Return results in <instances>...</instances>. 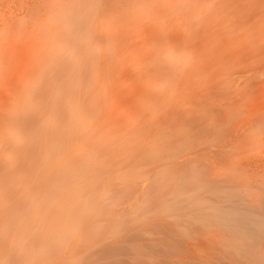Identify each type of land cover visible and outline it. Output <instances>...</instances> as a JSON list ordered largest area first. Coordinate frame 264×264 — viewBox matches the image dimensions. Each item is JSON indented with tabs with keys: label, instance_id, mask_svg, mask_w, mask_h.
Segmentation results:
<instances>
[{
	"label": "bare ground",
	"instance_id": "obj_1",
	"mask_svg": "<svg viewBox=\"0 0 264 264\" xmlns=\"http://www.w3.org/2000/svg\"><path fill=\"white\" fill-rule=\"evenodd\" d=\"M118 1L50 0L44 53L0 49V264H99L91 258L105 251L156 264L210 227L262 241L250 201L264 189L228 162L264 135L262 4L230 0L220 15L179 0L184 41L166 25L150 54L119 44L133 24L125 32L109 19ZM131 5L123 22L154 18L150 4Z\"/></svg>",
	"mask_w": 264,
	"mask_h": 264
},
{
	"label": "rangeland",
	"instance_id": "obj_2",
	"mask_svg": "<svg viewBox=\"0 0 264 264\" xmlns=\"http://www.w3.org/2000/svg\"><path fill=\"white\" fill-rule=\"evenodd\" d=\"M115 1H118V0H115ZM119 1H118L119 5L118 4L116 5L117 9L116 8L111 9V11H115V9H116V12H113V13L110 12L111 16L109 15V19H110V17H111V19L114 17L117 18V16H119V14H120V16H119L120 19L114 18L113 23L115 22L117 24L116 21H119L118 28L122 27V28H120L121 31L125 30V32L130 30V28L132 26L131 24H133V26H132L133 29L130 30L131 32L128 31V33L126 34L128 37L130 36V38H128V37L126 38L125 37L126 35H123L124 32H121L122 35H120V38H121V36H122V38L123 37L124 38L123 39L121 38V40H123V41H120L119 44L121 46L125 47L124 44L130 45L133 42V43H135L134 45L136 47H138V48L147 47L146 51L148 53L150 51V54H156V52H158L160 50V47L163 45V43L166 42V40H164V38L166 36V31H167L165 28L166 25L170 24L171 28L174 26L173 27L174 30L171 29V30H173V32H176V33H174V35H176L178 38H180L181 41L182 40L184 41L185 38L183 35V29H185V28H183L182 24H179V23L181 22V19H183L180 16L181 13H183L186 16H187V13H184L182 10H180L181 7L189 6L190 9H188V10L191 11L190 13H192V10H194L193 8H195L196 6L199 8L198 9L196 7V10L215 9L218 11V10L222 9L221 12L218 11L219 14L221 13L220 15H222L223 11H224L223 9H225L222 6L224 4L226 5V3L229 2L230 0H205V1H202L201 3L198 1L199 2V3L197 2L198 5H196L197 3H194L195 5L192 3V1H194V0H186V1L190 2L187 5H185L186 3H184V0H180V3H179V0L178 1L177 0H170V1L165 0L166 2L164 0H158V2L156 0H154L155 2L153 0H138L139 3L145 2V3H148L151 6H153L154 9L152 10V12L154 14V16H153L154 18H152L151 16L149 17L148 15L146 16V14H144L143 15L144 18L138 19L136 22L134 21V18L133 19L130 18L131 20H129V18L128 19L126 18L127 20L125 19L124 22H123V19L125 18L124 17L125 14L127 15V11H129V8L132 7L131 4H133V3L135 4V1H136V3H138L137 0H119ZM126 1H128L127 4H126ZM131 1H133V2H131ZM173 1H174V3H172ZM256 1H258V2L260 1V4H262V10H264V0H256ZM46 2L48 3V2H50V0H0V43H2V45L0 44V46H1L0 49L5 50L6 48H8L6 50H7V54H8L9 58L12 56L13 53L14 54L20 53L19 55L17 54L18 57L13 54L14 58L15 57L19 58L20 56L23 55V56H25V58L32 59L35 56L34 55L35 53H32V52H35V50H36V53H38V54H40L41 51H42V53H44L46 51L45 45L47 43V39L49 37L51 39L52 34H54L52 32V30L50 29L51 24H50V22L48 20V16H47L48 13H50V12H47L50 10V8H48V6H46L47 5ZM51 2H52V0H51ZM176 2L179 4L184 3L185 6H182V5L179 6V4H177ZM246 2H250V0H248V1L246 0ZM163 4L166 6H164ZM227 4H230L229 6H232V2L227 3ZM173 5H175L174 8L173 7L170 8ZM158 6H160L159 9H157ZM191 6H192V8H191ZM175 7H177V8H175ZM220 7H221V9H219ZM164 8L168 11L164 10ZM177 9H179L180 11ZM119 10H120V12H119ZM123 10H124V12H123ZM173 10H175V11L177 10V11L175 12ZM228 10L231 11L232 9L229 8ZM171 11H173V12H171ZM115 13H116V15H115ZM169 13L170 14L172 13V14L170 15ZM228 13H229V11H228ZM175 15H178V16H175ZM157 16H158V18H157ZM170 16L172 18H170ZM155 17L157 18V20L155 19ZM178 17H180L181 19ZM231 17H232V14H231L230 18ZM146 18L149 21L148 20L144 21V19H146ZM34 20L35 21L37 20L35 23V26L40 25L39 27H35L33 25ZM176 20H178V21H176ZM130 21H131V24H130ZM143 21L145 23H143ZM153 21H155V22L158 21V23L156 24ZM175 21L178 23H176ZM138 23H139V25H138ZM146 23H147V25H146ZM159 23H161V24L163 23L164 26H162ZM120 24H122V25L120 26ZM128 24H130L129 25L130 28H128ZM158 24H159V26H157ZM24 25H25V27H24ZM27 25H28V27H27L28 29L26 28ZM6 26H8V31L6 29L7 28ZM13 26H14V29H13V31H11L12 30L11 28H13ZM18 26H20V28ZM21 26H23V28H24V29L22 28L23 30L21 29ZM135 26L139 30L142 28V26H146L147 33L150 35H153L156 38L155 40H157V38L161 37L160 39H158L156 41V44L160 45V46H158L156 48V46H153V44L150 41H148L146 38H144L143 36L141 38H144V39L141 40V38L139 36H137L138 32H140L141 30L139 31ZM138 26H140V27H138ZM9 28H10V30H9ZM15 28L19 29V30H16ZM37 28H41V29L37 30ZM154 28H157V30ZM163 28L166 31L163 30ZM20 29L22 31V34L20 33L21 32ZM160 29H162L163 31H161ZM14 30H16V31H14ZM39 30H41V31H39ZM133 30L136 33H134ZM155 30H156V32L159 31L158 32L159 35L156 32L154 33ZM160 32H162L164 35L162 36V33L160 34ZM156 35H158V36H156ZM18 37H21L23 40H20L21 38L18 39ZM137 38L140 40V42L136 41ZM124 39H126V40H124ZM155 40H153V41L155 42ZM4 42H5V44H4ZM137 43H139V44L137 45ZM6 44H8L9 47H6ZM1 50H0V52H1ZM14 50H16V51H14ZM25 50H29V51L24 52ZM21 51H23L22 52L23 54L21 53ZM27 52H31L32 55H34V56H32L30 58L31 53L29 56V55H27ZM2 53H3V57H5L6 52L2 51L0 53V55ZM38 54H36V56ZM26 55L29 57H27ZM12 58H13V56L11 57V59ZM127 84H128V82H127ZM151 85H153V83H151ZM152 87H154V86H152ZM232 144H234V143H227L226 146H229ZM232 147H234V146H232ZM245 148H246V151L243 152L245 150ZM245 148L242 151L241 150L240 151L236 150L238 152L234 151L236 154L240 155L239 158L234 153V155L231 157L230 161H228L231 164V166H232V162H237V164H236L237 168L239 170L241 169V171L243 170L241 172L243 178L242 177H241L242 179L236 178V177L235 178L240 179L241 182H243L245 185L247 184V186H249V187L250 186L252 188L257 187L256 188L257 190L259 188L264 189V135H263V139L260 143L257 144L255 141H253L252 143L248 144V147H245ZM219 150L216 148V151L219 152V156H220V154L222 156V152ZM241 152H243V154H241ZM234 156H236L235 158H237L238 160L235 158L233 160L232 158ZM243 173H244V175H243ZM257 184H259V186ZM260 184H262V185H260ZM261 195L258 198L260 200L257 199L259 202L258 203L259 205L256 204L257 201H255L256 203L255 202L253 203L250 200L249 201L252 205L255 204V207H253L251 205H250V207L252 209L254 208L260 214L263 213V216H264V194L262 193ZM205 197L210 198L209 195H205ZM211 228H212V231L210 232ZM208 229H209V231H208ZM208 229H204V228L201 229L199 239L196 240L197 243L195 240H190L193 243H189L190 241H189V239H187L186 242H188V243L183 245V249H181L182 253H180V252L178 253V251H177V255H175L171 258L163 257L161 254L160 255L156 254L155 258L160 256L159 259L156 260L157 261L156 264H253L254 263L253 261H255L254 259L252 260L253 256L255 259H257V261L259 260L258 262L264 263V261H262V260H261L262 262L260 261V259L264 258V236H263L261 242H255L254 244L253 243L249 244V243H245V242L237 240L236 238L227 234L225 231H222V229H219L216 227H215V229L213 227H210ZM177 230H179L178 227H177ZM222 232H224V233H222ZM168 241H169V239H167L166 243ZM194 243H196V244H194ZM232 243H234V246L232 245ZM155 244L157 246V243H155ZM127 245L130 247L131 246H138L139 248L141 247L143 252L146 250L144 248L152 249L156 252H160V250H161L160 246L152 247V243L147 244L145 242L142 243L140 241H138V242L133 241L132 243L127 244ZM226 246L230 249L226 248ZM138 247H136V249ZM237 247H240L241 249L237 248ZM247 248H249V250ZM231 249H233V250H231ZM240 250H243V251H240ZM245 250L246 251L248 250L247 254L241 255V253H240V255H239V257L244 256L243 259L245 258V255H247L248 258L246 256V258L244 260H242V258L240 259L238 257V255L235 254L237 252L239 254V252H244ZM232 252H234V253H232ZM248 253H250L251 255H248ZM255 255H257V256H255ZM132 257H133V255H130V254H125V255L118 254L117 255V254H112L109 251H105L104 253L93 255V258H91V260L97 261L99 264H153V263H150L149 260H147V259L143 258L141 260L138 259L136 261V260H133ZM257 261H255V262L257 264H260Z\"/></svg>",
	"mask_w": 264,
	"mask_h": 264
}]
</instances>
